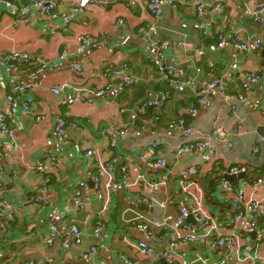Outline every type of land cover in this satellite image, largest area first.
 Wrapping results in <instances>:
<instances>
[{"label": "crops", "instance_id": "1", "mask_svg": "<svg viewBox=\"0 0 264 264\" xmlns=\"http://www.w3.org/2000/svg\"><path fill=\"white\" fill-rule=\"evenodd\" d=\"M13 1L31 6L36 0ZM59 1L55 19L36 13L24 23L16 21L0 4V105L14 78L27 84L36 100L32 113L12 121L16 136L9 139L11 146L1 159L6 168L4 193L16 212L15 220L7 222L6 229H0V264H125L122 256L143 258L138 250L142 232L130 221L139 214L150 220L160 234V251L187 253L185 257L177 254L172 261L157 256L159 264H247L239 262L236 256L239 259L251 256L254 264H264V243L258 242L255 232L246 235L250 248L233 255H226L207 242L171 249L165 227L156 223L171 221L178 215L176 204L164 205L168 196L181 197L177 178L172 177L174 180L168 185L154 189L153 182H158L166 171L149 166L141 158L146 144L161 137L163 144L152 151L154 157L166 158L170 167L199 166L200 173L184 180L205 188L208 210L215 219L224 221L231 213L229 198H224L216 189L227 180L226 175H233L229 173L233 166H246L247 172L240 173L244 177L227 180L232 188L250 185L248 191L264 200V185L259 182L264 181V142L260 154L253 152L256 140L264 139V58L260 51L250 55L248 67L262 74L263 81L243 91L237 75L229 68L231 48H219L216 41L220 29L241 27L243 37L261 31L260 25L240 18L248 0H224L227 9L224 19L214 8L197 14L189 0H174L179 5L178 11L163 4L159 18L148 10L145 0H91L74 16L67 29L62 27V21L70 15L72 1ZM202 23L210 25L212 36L202 33ZM151 26L158 30L152 43L139 32L141 27ZM87 33L96 36L97 41L82 50V38ZM165 39L177 47L184 62L183 75L174 77L175 83L186 85L183 90L161 80L149 58L154 53L162 59L173 55L172 46L157 50L152 47L153 43L160 44ZM115 44L119 48L112 51ZM196 50L204 52L201 61L194 58ZM16 51L27 53L28 59L11 58ZM122 62L127 63L126 73L135 75L137 82L120 92L117 86L122 77L106 74L105 70L117 68ZM43 66L37 77L31 75ZM76 66L81 68L80 72ZM212 76L221 77L235 92L246 93L248 101H240L237 111L229 110L226 99L214 90L205 103L199 104L195 91L199 83ZM54 88H60L61 93L55 94ZM98 90L101 94H97ZM160 92L169 93L168 103L161 108H148L147 114L141 113L140 109L157 99ZM76 95L87 99L72 105L64 103ZM60 116L68 120V143L54 133ZM179 121L183 123L181 128L194 127L197 131L191 137L192 142L199 140L197 135L212 138L216 154L213 159L207 160L208 151L203 152L196 146L189 153L176 154L175 147L181 143L180 133L171 130L169 125ZM111 126L122 131L114 149L109 146L108 137L100 133ZM4 139L0 131V142ZM50 152L60 162L52 166L53 170L40 173L38 164ZM114 156L121 165L129 167L130 187L124 185L123 176L117 177L116 172L113 179L105 168L106 161ZM95 178H99L100 189L95 186ZM211 180L216 183L213 187ZM82 181H86L87 188L80 186ZM113 181L115 188L110 189ZM78 190L82 197L80 208L74 205L73 199ZM99 190L102 197L97 194ZM141 197H147L148 204ZM36 198H48L50 204L34 202ZM254 217L263 228L264 215ZM0 218L6 222V214ZM50 218L55 220L59 235L51 236ZM73 223L85 234L79 247L74 246L70 232ZM97 226H101L99 234H95ZM242 230L241 226L236 229ZM94 244L99 247L97 254L90 260L84 258L83 253Z\"/></svg>", "mask_w": 264, "mask_h": 264}, {"label": "built area", "instance_id": "2", "mask_svg": "<svg viewBox=\"0 0 264 264\" xmlns=\"http://www.w3.org/2000/svg\"><path fill=\"white\" fill-rule=\"evenodd\" d=\"M72 1L71 7L72 11L70 15H67L62 21V27L67 29L70 22L73 20L74 16L78 14L82 7L87 5L91 0H69ZM147 3L148 10L156 18L162 16L163 4L171 6L174 11L179 10V5L174 0H145ZM192 7L195 9L196 13L201 15L204 9L214 8L223 19L226 15V5L224 0H189ZM189 2V3H190ZM0 4L4 5L7 12L19 23H24L29 18L33 17L36 13H41L47 16L49 19H55L58 16L57 9L60 4L59 0H36L31 6L20 5L13 0H0ZM240 18L250 20L252 23L260 25L261 31L253 34L249 37H243V28L237 27L232 30H218L217 42L219 48H231L229 52L231 61L229 68L232 74L237 75V79L241 82V89L243 91H248L257 84L263 81V75L256 72L248 67V59L253 52H259L264 48V0H248L246 6L241 9ZM119 24L122 25V20H119ZM202 33L206 36H212V29L208 23H202L200 26ZM139 32L143 34L142 36L153 42V36L158 35V30L155 26L151 27H141ZM97 41V37L92 34H85L82 38L81 49L86 50L89 46ZM181 43V42H179ZM182 44H184L182 42ZM172 43L170 40L165 39L162 43H153L152 47L154 49H162L171 47ZM119 48L118 44L112 46V51ZM174 53L168 59H162L157 53L151 54L149 56L150 60L155 64L158 69L161 80L167 81L169 85L175 87V89L183 90L186 85L183 82H174V77L183 75V61L181 54L177 47L172 46ZM203 51L196 50L194 58L197 61H201L203 57ZM27 53L14 52L11 58L16 60H27ZM126 62H122L117 68L108 67L105 73H113V75L122 77L121 82L118 84L117 89L123 92L127 87L133 85L137 82V77L135 75H128ZM15 68L14 65H11ZM44 70V66L38 71L33 72L31 75L37 77L38 74ZM76 70L79 72L81 68L76 66ZM192 82L195 79L191 78ZM196 83V82H195ZM2 85H5L1 81ZM29 86L25 83L17 81V79H12V82L8 84L7 90L2 96V104L0 105V131L5 136V139L0 142V216L6 214V222L0 218V229H6L7 222H13L15 220L16 207L8 200L7 195L4 193L6 183L4 180V175L6 174V168L1 164V159L5 155L6 149L11 146L9 142L10 138L16 136V128L12 124V121H17L23 116H26L33 112L35 108L36 100L34 96L30 93L28 89ZM195 91L198 103H205L210 94L217 90L220 95L226 99L228 102V109L237 111L238 103L247 102L249 97L243 92H235L232 88L227 85V83L218 76H212L208 81L199 83ZM264 89V87H263ZM234 92L233 94H228V92ZM53 92L55 94L61 93L60 88H54ZM97 94H101L98 90ZM82 95H76L72 98L67 99L64 103L72 105L74 103L82 102L86 100ZM169 101V93H159V97L155 100H151L148 104L140 109L141 113L147 114L148 108L155 107L161 108ZM91 102V100H89ZM195 111V108L192 109ZM17 119V120H15ZM67 125L68 120L64 117H58L56 119L54 133L59 140H63L68 143L67 137ZM183 123L181 121L177 123H171L169 128L173 131L178 130L180 133L181 143L175 147V152L178 156L189 153L195 148V146L206 152L208 155L207 160L213 159L215 154L214 145L212 144V138L210 136L200 137L197 135L199 140L192 142V136H196L197 131L194 127L181 128ZM103 136L108 137L110 140L109 146L114 149L118 145L119 134L122 131L114 129L112 126L103 128L100 132ZM196 138V139H197ZM264 139L258 138L253 148L254 154H260L262 152ZM163 144L161 137L156 139H151L145 146L144 152L142 153V161L151 167L162 168L166 172L161 176L158 182H153L154 189H160L162 185H168L172 180L171 178H177V183L179 186V192L181 194L180 199L175 196H168L164 202L166 204H176L178 207V215H176L171 221H164L161 223H156V225L163 226L166 229V235L169 237L171 244L170 248H176L188 243H199L207 242L214 249H221L226 255H233L239 250L247 251L249 247V239L246 235L255 232L257 234V240L260 244L264 243V227L258 226L256 217L264 215V200L258 199L255 193H250L248 189L250 185H241L240 187L234 189L232 185L226 180L219 183L216 191L222 193L223 197H228L230 200V215L224 220L219 218H214L208 210V204L205 199V188L201 187L194 181L184 180L189 176H195L200 173V167L197 165H190L188 167L175 168L174 166H169L168 161L164 157H154L152 151H155L158 147ZM60 159L53 152L48 154L46 160L41 161L38 164V170L40 173L48 172L52 169V166L58 165ZM105 168L108 169L112 178H115L116 172L117 177L123 176L124 185L130 187L132 181L129 180L130 169L127 165H121L119 158L114 156L109 161H106ZM247 172L246 166H233L230 168L229 173L233 175H238L240 173ZM180 178V182L178 181ZM259 182L264 185V181L259 180ZM81 187L87 188L86 181L80 182ZM95 186L100 189L99 178H95ZM110 189L115 188V182L113 181L109 185ZM257 189H255L256 191ZM98 196L102 197L103 193L99 190ZM74 205L77 208L82 207V197L80 191H75L73 194ZM141 200L148 204L149 199L147 197H141ZM34 202H43L45 204H50L48 198H36ZM193 221H189V219ZM130 221L135 224V226L142 232L143 238L138 243V250L143 255V258H129L127 256H122L125 264H159L157 261V256L167 258L172 261L179 254L181 257H185L187 253L185 251L181 253L173 252L170 249L160 251L158 245L162 242L160 234L157 233L150 220H147L143 215L139 214L130 219ZM49 225L51 226V236L59 235L58 227L53 218L48 219ZM242 227L241 232L236 231L238 227ZM101 226L95 228V234H99ZM70 232L73 235L74 246L79 247L84 239V231L75 223L70 225ZM98 245L94 244L86 252L83 253V257L90 260L98 252ZM253 256V255H252ZM239 262H245L247 264H254V259L251 256L239 259ZM256 258V256H253ZM183 259V258H182ZM146 260V262L141 261ZM24 264H34V262L24 263Z\"/></svg>", "mask_w": 264, "mask_h": 264}, {"label": "water", "instance_id": "3", "mask_svg": "<svg viewBox=\"0 0 264 264\" xmlns=\"http://www.w3.org/2000/svg\"><path fill=\"white\" fill-rule=\"evenodd\" d=\"M209 53L211 54H214V52H212L211 50H209ZM261 55L263 56L264 58V48L260 51ZM236 177H244V174H240L238 176H234V175H226L225 178L227 180H230V181H234L236 179ZM143 208L145 209L146 206H143ZM192 219L190 218L189 221H191ZM254 235V233H252Z\"/></svg>", "mask_w": 264, "mask_h": 264}, {"label": "trees", "instance_id": "4", "mask_svg": "<svg viewBox=\"0 0 264 264\" xmlns=\"http://www.w3.org/2000/svg\"><path fill=\"white\" fill-rule=\"evenodd\" d=\"M213 41H214V40H213ZM213 41H212V42H213ZM216 41H217V40H216ZM166 82H167V81H166ZM167 83H168V82H167ZM210 185H212V187L216 185V183L214 182V180H211Z\"/></svg>", "mask_w": 264, "mask_h": 264}]
</instances>
